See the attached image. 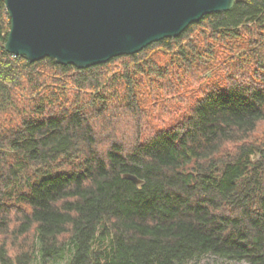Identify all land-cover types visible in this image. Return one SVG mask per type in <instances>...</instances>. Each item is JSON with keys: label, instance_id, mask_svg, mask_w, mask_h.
Masks as SVG:
<instances>
[{"label": "trees", "instance_id": "obj_1", "mask_svg": "<svg viewBox=\"0 0 264 264\" xmlns=\"http://www.w3.org/2000/svg\"><path fill=\"white\" fill-rule=\"evenodd\" d=\"M9 27L0 0V264H264V0L85 68Z\"/></svg>", "mask_w": 264, "mask_h": 264}, {"label": "water", "instance_id": "obj_2", "mask_svg": "<svg viewBox=\"0 0 264 264\" xmlns=\"http://www.w3.org/2000/svg\"><path fill=\"white\" fill-rule=\"evenodd\" d=\"M10 18L7 52L77 68L176 37L202 16L237 0H3ZM124 177L137 185L134 175Z\"/></svg>", "mask_w": 264, "mask_h": 264}, {"label": "rangeland", "instance_id": "obj_3", "mask_svg": "<svg viewBox=\"0 0 264 264\" xmlns=\"http://www.w3.org/2000/svg\"><path fill=\"white\" fill-rule=\"evenodd\" d=\"M183 95V94H180ZM187 97L189 95H186ZM176 103V99L173 100ZM186 105H182V107L184 108ZM170 118H173L172 114L170 116ZM122 121H124L123 119H121ZM169 122H165V123H161L163 125L167 124ZM262 128H264V123L261 124V126H259V129H257V131H260ZM124 134H127V132L123 131ZM69 258L68 253H65L63 257L55 259V260H48L47 264H66L67 260ZM33 264H41V261L38 257V255L35 256L34 260H33ZM185 264H245V262H240V261H235V260H231V259H227V258H223L220 257L218 255L209 253L206 254L204 256H201L199 258H195L192 260L187 261Z\"/></svg>", "mask_w": 264, "mask_h": 264}]
</instances>
